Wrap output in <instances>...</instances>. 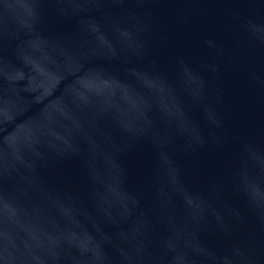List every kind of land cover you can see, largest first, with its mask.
Masks as SVG:
<instances>
[{
  "label": "water",
  "instance_id": "obj_1",
  "mask_svg": "<svg viewBox=\"0 0 264 264\" xmlns=\"http://www.w3.org/2000/svg\"><path fill=\"white\" fill-rule=\"evenodd\" d=\"M0 264H264V0H0Z\"/></svg>",
  "mask_w": 264,
  "mask_h": 264
}]
</instances>
